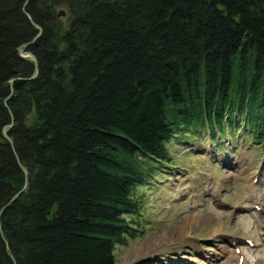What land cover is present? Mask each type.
<instances>
[{
  "label": "trees",
  "instance_id": "1",
  "mask_svg": "<svg viewBox=\"0 0 264 264\" xmlns=\"http://www.w3.org/2000/svg\"><path fill=\"white\" fill-rule=\"evenodd\" d=\"M239 128L264 150V0H0V264H114L169 140Z\"/></svg>",
  "mask_w": 264,
  "mask_h": 264
},
{
  "label": "rangeland",
  "instance_id": "2",
  "mask_svg": "<svg viewBox=\"0 0 264 264\" xmlns=\"http://www.w3.org/2000/svg\"><path fill=\"white\" fill-rule=\"evenodd\" d=\"M203 133L169 140L170 160L161 164L165 170L137 189L141 233L114 246V264H238L231 244L244 245L240 237L259 245L243 253L239 248L247 260L241 264H264V243L258 237L264 238L262 145L246 138L243 128L217 140L219 148ZM253 176L260 178L255 198L263 209L255 226L243 208L254 202Z\"/></svg>",
  "mask_w": 264,
  "mask_h": 264
},
{
  "label": "water",
  "instance_id": "3",
  "mask_svg": "<svg viewBox=\"0 0 264 264\" xmlns=\"http://www.w3.org/2000/svg\"><path fill=\"white\" fill-rule=\"evenodd\" d=\"M65 14H64V11H59V13H58V17H63ZM34 26H36V27H38L36 24H34ZM26 46L27 45H24L23 46V48L20 50V54H22L23 56H26V57H31V59L33 60V62H34V65L36 66V60H35V58H34V56L30 53V52H26L25 51V48H26ZM36 76V68H35V73H34V75L31 77V78H34ZM11 84V83H10ZM8 99V97L6 98V100ZM7 126H6V128L4 129V131H3V136L5 137V139L12 145V142H11V140H10V138H9V136H8V134H7ZM11 258H12V261H13V264L15 263L14 262V259H13V257L11 256Z\"/></svg>",
  "mask_w": 264,
  "mask_h": 264
},
{
  "label": "bare ground",
  "instance_id": "4",
  "mask_svg": "<svg viewBox=\"0 0 264 264\" xmlns=\"http://www.w3.org/2000/svg\"><path fill=\"white\" fill-rule=\"evenodd\" d=\"M10 126H11V124L7 126V129H8ZM7 134H8V133H7ZM232 244H234V243H232ZM232 244H231V245H232ZM14 264H15V263H14Z\"/></svg>",
  "mask_w": 264,
  "mask_h": 264
}]
</instances>
